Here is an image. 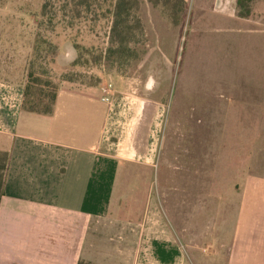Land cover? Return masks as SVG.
I'll return each instance as SVG.
<instances>
[{
  "label": "crops",
  "instance_id": "obj_1",
  "mask_svg": "<svg viewBox=\"0 0 264 264\" xmlns=\"http://www.w3.org/2000/svg\"><path fill=\"white\" fill-rule=\"evenodd\" d=\"M236 2L212 5L252 20L236 16ZM76 58L74 46L60 47L58 60ZM135 82L119 77L108 94L103 81H62L44 115L22 109L23 81L0 79V264H264V180L228 209L226 232L211 230L216 245L227 235L225 259L196 241L202 207L177 234L169 216L159 220L151 188L160 114Z\"/></svg>",
  "mask_w": 264,
  "mask_h": 264
},
{
  "label": "rangeland",
  "instance_id": "obj_2",
  "mask_svg": "<svg viewBox=\"0 0 264 264\" xmlns=\"http://www.w3.org/2000/svg\"><path fill=\"white\" fill-rule=\"evenodd\" d=\"M43 1L0 0V79L25 81L38 34L58 45L47 65L55 80L68 73L82 84L103 81L109 94L113 80L135 79L139 95H147L161 121L151 205L159 220H171L176 234L178 224L195 221L194 207H202L196 241L206 254L225 259L227 235L220 234L223 245H216L212 231L226 232L228 209L240 205L249 184L264 180V22L259 15L264 4L256 5L252 20L241 22L212 0H185L178 16L172 14L173 3L154 7L141 0L130 21L134 26L139 21L133 33L145 50L142 58L104 64L93 57L109 46L112 18L95 19L90 12L69 24L70 6L64 12L57 0L50 28L39 23ZM74 43L90 49L82 55L87 64L72 67L58 60L60 47Z\"/></svg>",
  "mask_w": 264,
  "mask_h": 264
},
{
  "label": "trees",
  "instance_id": "obj_3",
  "mask_svg": "<svg viewBox=\"0 0 264 264\" xmlns=\"http://www.w3.org/2000/svg\"><path fill=\"white\" fill-rule=\"evenodd\" d=\"M57 0H44L40 17V25L46 23L47 26L53 28L57 17L56 2ZM63 3L59 7L62 11L67 12V7L70 6L72 13L69 24L80 19L82 14L92 12L94 18L100 16L112 18V26L109 35V46L105 51H100L98 55L93 57L95 63L103 62L104 64L115 62L133 61L138 62L145 50L138 47V40L135 39L133 30L139 27V21L134 26L131 24L130 18L133 12L139 10L141 0H62ZM154 7L168 6L173 3L172 14L184 13L186 8L185 0H147ZM260 0H237L236 16L238 18L250 19L255 16L254 6ZM107 6L105 13H97V9L102 6ZM177 18V17H176ZM43 19H47L43 21ZM78 56L73 61L72 67L77 65H85L87 61H82L83 53H88L89 48L74 43ZM58 53V45L48 40L46 37L38 34L34 45V56L30 62V68L24 81V94L22 101V109L27 112L49 115L54 111L57 100L59 86L62 81H74L68 73H65L61 78L55 80L51 70L47 67L50 62V56L53 58ZM36 65H38L36 67ZM99 80L96 81V83ZM95 84V83H94Z\"/></svg>",
  "mask_w": 264,
  "mask_h": 264
},
{
  "label": "built area",
  "instance_id": "obj_4",
  "mask_svg": "<svg viewBox=\"0 0 264 264\" xmlns=\"http://www.w3.org/2000/svg\"><path fill=\"white\" fill-rule=\"evenodd\" d=\"M105 100H109L108 98H105Z\"/></svg>",
  "mask_w": 264,
  "mask_h": 264
}]
</instances>
